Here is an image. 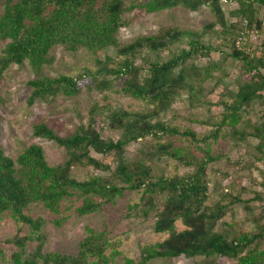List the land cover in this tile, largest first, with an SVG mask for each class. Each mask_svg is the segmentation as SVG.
<instances>
[{
  "label": "trees",
  "instance_id": "16d2710c",
  "mask_svg": "<svg viewBox=\"0 0 264 264\" xmlns=\"http://www.w3.org/2000/svg\"><path fill=\"white\" fill-rule=\"evenodd\" d=\"M223 1L228 0H0V40L6 43L0 53V76L13 65H29L34 72L29 81L30 104L37 100L49 103L61 94L74 97L81 92L82 83L109 91L112 83L108 77L112 76L123 79L122 93L151 106L141 111L116 108L106 93L103 103L91 104L88 120L68 135H60L45 121L35 123L37 137L65 149L66 157L57 165L51 164L41 145L25 147L16 158L0 146V219L7 216L19 226L10 239L16 248L11 264H116L120 257L124 259L120 264H150L181 256L196 264H222L223 257L232 264H264V207L253 214L251 231L236 221L226 222L225 216L242 200L233 195V186L223 185L227 172L218 176L212 188L210 184L209 166L230 161L216 147L221 136L228 137L222 134L224 127L230 128L229 137L237 143L249 137L259 141L247 169L264 162V41L258 47L247 41L245 49L236 45L243 33H264L260 16L264 0H235L238 6L230 13L236 20L230 24ZM204 6L209 7L213 20L199 31L169 26L129 43L119 41L121 29L129 24L127 15L135 10L156 13L181 7L197 12ZM207 34L227 43L230 52H223V59L241 62L243 72L250 75L237 91L223 87L215 102L208 97L222 85L221 76L214 71L223 72V61L211 62L206 68L189 63L195 54L218 50L204 41ZM185 37L191 39L190 50L174 51L172 46ZM56 46L69 53L85 49L96 57V70L77 76L49 74L47 66L53 62L51 51ZM250 47L256 53L248 51ZM108 48H114L115 56L102 58ZM257 48L263 52L257 54ZM165 51L169 58L161 59L159 54ZM151 53L157 59H149ZM208 81L213 82L210 87L205 86ZM184 94L191 108L207 107L212 112L213 106L220 105L224 109L217 122L211 118L198 121L212 127L209 134L199 136L191 127L162 119ZM257 103L263 107L262 119L242 122V112H249ZM105 128L118 132V139L105 137ZM133 142H141V146L130 160L127 148ZM166 158L192 170L166 174L161 164ZM233 163L244 169L242 159ZM75 167H92L107 174L79 180L73 173ZM127 191L140 194L130 208L138 209L144 219H153L155 232L167 236L142 247L139 261L125 257L107 231L93 229L75 252L45 251L46 220L33 215L32 207L42 205L57 216L55 223L61 226L67 218L59 215L71 208L67 203L73 198L81 202L77 214L86 215L113 204ZM213 194L220 198L211 200ZM256 197L264 198L260 193ZM246 209L252 211L249 206Z\"/></svg>",
  "mask_w": 264,
  "mask_h": 264
},
{
  "label": "rangeland",
  "instance_id": "374dc122",
  "mask_svg": "<svg viewBox=\"0 0 264 264\" xmlns=\"http://www.w3.org/2000/svg\"><path fill=\"white\" fill-rule=\"evenodd\" d=\"M224 11L227 16L228 24L234 23L236 18L231 15V11L237 8L235 0L223 1ZM260 16L264 19V8H260ZM129 24L123 27L119 33V41L121 43H129L140 36L157 33L164 27H180L194 31L201 30L205 24L213 20L209 7L204 6L200 11L194 12L176 7L174 9H166L156 13H148L144 10H135L127 15ZM258 38H255L254 35ZM190 38L185 37L180 43L172 46V49L179 52L181 49L190 50ZM205 42H210L218 50L211 51L209 55L195 54L189 60L195 62L197 66L206 68L211 62H222V71H214L215 76H221L222 85L217 88L215 93H211L209 100L215 102L222 93L223 87L237 91L243 81L250 78L242 70L241 62L231 57L223 59V52H230V46L221 42L215 36L207 34L204 37ZM247 41H251L252 45L259 46L264 41V33L256 30L247 36L244 33V39L241 48L245 49ZM5 42L0 40V53L5 46ZM237 45V43H236ZM257 52L261 54L263 49L257 48ZM248 51L256 53L253 47ZM169 51L159 54L161 59L169 58ZM51 55L53 62L47 66V71L53 76L59 74H68L77 76L85 72L96 70V57L92 56L85 49L77 53H69L63 46H56L52 49ZM102 58L106 56H115L114 48H108L102 52ZM158 55L151 53L149 59L155 60ZM34 78V72L29 65L22 67L13 65L4 75L0 76V146L4 149L5 154L12 158H16L25 147L32 144L43 146L46 151L48 160L53 165H57L64 161L66 157L65 149L53 141L37 137L34 134L33 126L37 122L45 121L49 126L62 136L72 133L78 125L85 123L89 118V109L94 102L103 103L106 93L109 94L114 107H124L128 110H150L151 106L144 100H137L122 93L120 80L109 76L111 80V90L99 91L96 88H88V83H82L81 92L74 97H67L63 94L55 97L51 102L37 100L29 103V97L32 88L29 81ZM212 81L206 82L205 86L210 87ZM212 112L207 107L191 108L187 94L181 95L170 109L162 115L165 122H173L181 124L183 128H193L199 136L209 134L212 127L209 125L198 123L209 118L213 122H217L224 109L220 106H213ZM262 106L257 103L249 112H242V122L251 120L253 123L261 120ZM244 126H240L242 129ZM230 128L224 127L222 134L228 137H220L217 150L227 153L230 161L224 160L211 164L210 184L213 183L223 172H227L229 177L224 181V186H233L231 189L233 195L241 198L240 203L233 205L232 209L225 216L226 222L236 221L245 230L254 229L253 214L261 213L264 207V198L257 199L256 194L260 193L264 196V172L261 170V163H257L251 169L246 168L249 162L248 158L254 153V146L258 144V140L249 137L247 141L237 143L236 140L229 136ZM103 135L112 139H118V132L104 129ZM147 140H151L150 137ZM141 146V142H133L127 148V158L134 159L137 149ZM101 158V155L94 154ZM242 159L244 169L236 165L235 161ZM164 166L165 173L169 175L186 174L191 168L180 166L175 160L166 158L161 162ZM74 176L79 180H84L93 175H104L99 170L83 167H75L73 169ZM139 192L127 191L123 196L117 198L116 202L104 205L101 211L91 214L79 215L76 207L81 203L79 199L73 198L69 201L71 208L65 209L59 216L67 219L59 226L55 223L57 216L42 205L32 207L33 215L42 216L46 220L43 229L46 236L45 251L46 252H75L79 242L83 240L89 229L96 231H107L110 238L118 243L125 257L139 261L141 248L162 241L167 236L156 233L154 230V220L144 219L138 212V209L130 208V205L139 201ZM220 196L213 194L211 200H218ZM99 200V199H97ZM210 200V202H211ZM248 203H246V202ZM246 206L252 208V211L246 209ZM19 226L11 219L4 217L0 219V264H11V255L16 249L10 239L17 233ZM25 233L28 228L25 227ZM116 264L124 262L123 257L116 260ZM222 264H232L233 261L223 257L220 259ZM150 264H196L192 258L181 256L173 260H156Z\"/></svg>",
  "mask_w": 264,
  "mask_h": 264
},
{
  "label": "built area",
  "instance_id": "2783aa9c",
  "mask_svg": "<svg viewBox=\"0 0 264 264\" xmlns=\"http://www.w3.org/2000/svg\"><path fill=\"white\" fill-rule=\"evenodd\" d=\"M255 38H258V36L255 34L254 35ZM244 39V33L242 34V36L238 39V41L236 42L237 43V46L239 48H241V43H242V40ZM257 54H260L259 52H257ZM261 170L264 172V162L261 164Z\"/></svg>",
  "mask_w": 264,
  "mask_h": 264
}]
</instances>
